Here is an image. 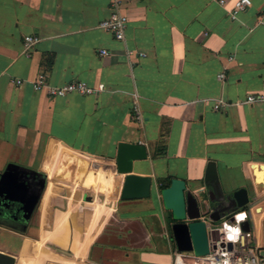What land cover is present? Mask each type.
<instances>
[{
	"label": "crops",
	"instance_id": "crops-1",
	"mask_svg": "<svg viewBox=\"0 0 264 264\" xmlns=\"http://www.w3.org/2000/svg\"><path fill=\"white\" fill-rule=\"evenodd\" d=\"M235 1L0 0V253L12 264H202L177 247L161 194L173 179L211 206L248 198L264 245V0L232 19ZM115 2L124 40L100 27ZM27 35L39 37L29 56ZM40 74L96 92L51 97L33 88ZM121 142L146 147L133 173L152 179L149 197L122 199L124 175L94 174Z\"/></svg>",
	"mask_w": 264,
	"mask_h": 264
},
{
	"label": "water",
	"instance_id": "water-1",
	"mask_svg": "<svg viewBox=\"0 0 264 264\" xmlns=\"http://www.w3.org/2000/svg\"><path fill=\"white\" fill-rule=\"evenodd\" d=\"M147 156L144 145L121 142L115 157L109 161L103 158L95 161L96 168L93 172L107 178H110L111 173L124 175L122 199L146 198L151 195L152 179L133 173V167L135 161L144 160ZM161 194L164 207L172 212L175 221L172 229L178 249L195 256L209 253V221H218L248 204V198L237 202L236 195H232L223 196L215 206H211L209 200H201L197 193L188 191L186 182L180 179H173L168 187L161 190ZM249 224V221H245L243 228L249 230ZM0 260L5 264H12L13 257L0 253Z\"/></svg>",
	"mask_w": 264,
	"mask_h": 264
},
{
	"label": "built area",
	"instance_id": "built-area-1",
	"mask_svg": "<svg viewBox=\"0 0 264 264\" xmlns=\"http://www.w3.org/2000/svg\"><path fill=\"white\" fill-rule=\"evenodd\" d=\"M224 6L226 0H212ZM252 5V0H236L230 10L232 19L245 11ZM128 24V17L119 9V2L114 3L110 16L100 23V27L109 31L117 40H124ZM39 42V37L27 35L24 38V53L29 56L33 47ZM133 54V51H129ZM102 55L108 54L107 50H101ZM219 78L225 79V73H220ZM17 84H22L23 80H17ZM36 91L46 90L51 97H64L69 93H79L82 95L94 94L96 89L84 81H74L62 86H52L46 81V76L40 74L33 82ZM103 89V85L99 87ZM256 98L249 97L253 102ZM221 105L217 103L214 108L219 109ZM137 118H140L138 107L135 108ZM248 209H240L224 216L220 221H209V253L204 256H196L202 264H264V245L256 243L253 232L243 228V223L248 221ZM195 256V255H194Z\"/></svg>",
	"mask_w": 264,
	"mask_h": 264
}]
</instances>
